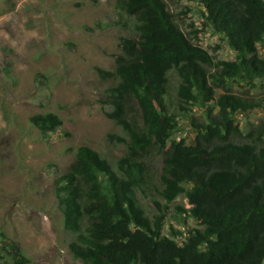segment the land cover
Wrapping results in <instances>:
<instances>
[{
    "label": "trees",
    "instance_id": "obj_1",
    "mask_svg": "<svg viewBox=\"0 0 264 264\" xmlns=\"http://www.w3.org/2000/svg\"><path fill=\"white\" fill-rule=\"evenodd\" d=\"M192 1L236 53L234 61L217 60L181 30L165 0L120 1L135 19V38L121 40L126 56L105 73L117 82L103 105L111 109L105 116L122 127L128 151L113 164L81 146L55 181L64 228L76 234L69 250L83 264H264V122L244 134L233 119L264 99L228 88L231 81L264 79V0ZM217 89L224 93L216 97ZM207 104L218 111L212 116L208 108L205 123L191 119L194 143L174 140L179 117ZM30 122L43 136L62 126L53 113ZM150 192L165 202L156 200L152 217L137 197ZM181 196L189 208H176L175 217L201 228L166 235L168 205ZM1 250L13 264L28 263L10 239ZM4 259L0 251V264Z\"/></svg>",
    "mask_w": 264,
    "mask_h": 264
},
{
    "label": "rangeland",
    "instance_id": "obj_2",
    "mask_svg": "<svg viewBox=\"0 0 264 264\" xmlns=\"http://www.w3.org/2000/svg\"><path fill=\"white\" fill-rule=\"evenodd\" d=\"M121 0H0V251L3 264H13L2 249L7 240L17 243L27 264H83L69 245L76 234L66 231L56 195L55 181L66 173L79 147L88 146L113 164L128 151L122 127L108 119L103 105L107 90L126 52L124 38H135V19L120 6ZM177 25L217 60L234 61L236 53L223 36L205 24L202 6L192 0H165ZM195 32L196 35L194 34ZM264 58V45L259 46ZM236 96L264 99V79L253 83L231 81ZM216 90V97L223 94ZM213 104L193 108L179 117L180 129L173 139L194 143L193 120L205 123ZM53 113L62 126L43 136L31 124L37 114ZM246 134L264 122V105L233 115ZM237 140V139H236ZM243 141L244 139H238ZM159 168V165L156 166ZM148 216L159 211L157 194L137 195ZM163 232L185 236L199 222L177 215L189 208L181 196L168 205Z\"/></svg>",
    "mask_w": 264,
    "mask_h": 264
}]
</instances>
